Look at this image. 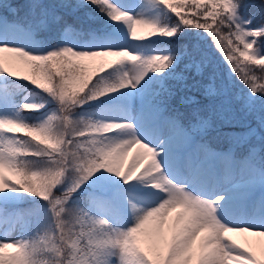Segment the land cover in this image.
Returning a JSON list of instances; mask_svg holds the SVG:
<instances>
[{"label":"snow or ice","instance_id":"6c2138e0","mask_svg":"<svg viewBox=\"0 0 264 264\" xmlns=\"http://www.w3.org/2000/svg\"><path fill=\"white\" fill-rule=\"evenodd\" d=\"M0 10V264H264V0Z\"/></svg>","mask_w":264,"mask_h":264},{"label":"rangeland","instance_id":"374dc122","mask_svg":"<svg viewBox=\"0 0 264 264\" xmlns=\"http://www.w3.org/2000/svg\"><path fill=\"white\" fill-rule=\"evenodd\" d=\"M10 2L13 3L12 0H10ZM0 14H3V13L0 11ZM69 35H71V33ZM216 59L219 61L218 74L221 75V76L226 75L227 74V65L222 60H220L219 54H216ZM30 90L31 89L25 90L20 95V97L28 94V92ZM85 109L88 110V111H95L96 110L95 108L89 109L88 106H85ZM9 206H11V205H9ZM13 209H16L17 211L23 210L22 207H20V206H14L13 208L9 209V211H12ZM22 219H23V214L21 213V215L18 218L15 219V222L12 224L11 228L7 229V233H8L9 237L15 238L16 236L19 235L20 230H21L19 225H20V221ZM5 231H6V229H5L4 223L0 222V236H3Z\"/></svg>","mask_w":264,"mask_h":264},{"label":"trees","instance_id":"16d2710c","mask_svg":"<svg viewBox=\"0 0 264 264\" xmlns=\"http://www.w3.org/2000/svg\"><path fill=\"white\" fill-rule=\"evenodd\" d=\"M12 2H13V3H22L23 0H12ZM252 2H256V0H252ZM0 11L3 13L2 10H0ZM249 11H250V12H256L257 10H256V9H250ZM27 89H30V86H26L25 88H22L21 91H20V93H19V96H20L25 90H27ZM18 98H19V97H18ZM86 106H87V105H86ZM14 206H20V207H22V209H27V207H28L26 204H23V203H17L16 205H11V206H9L8 208L11 209V208H13Z\"/></svg>","mask_w":264,"mask_h":264}]
</instances>
